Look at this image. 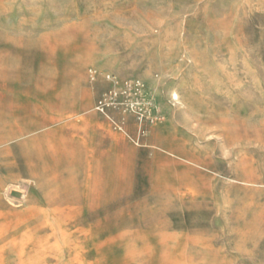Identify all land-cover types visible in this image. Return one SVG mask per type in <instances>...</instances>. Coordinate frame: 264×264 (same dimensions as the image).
Listing matches in <instances>:
<instances>
[{
  "label": "rangeland",
  "instance_id": "374dc122",
  "mask_svg": "<svg viewBox=\"0 0 264 264\" xmlns=\"http://www.w3.org/2000/svg\"><path fill=\"white\" fill-rule=\"evenodd\" d=\"M0 264H264V0H0Z\"/></svg>",
  "mask_w": 264,
  "mask_h": 264
}]
</instances>
